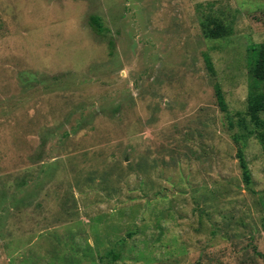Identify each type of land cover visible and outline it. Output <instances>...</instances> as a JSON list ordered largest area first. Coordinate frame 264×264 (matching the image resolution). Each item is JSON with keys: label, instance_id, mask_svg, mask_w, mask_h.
Listing matches in <instances>:
<instances>
[{"label": "rangeland", "instance_id": "obj_1", "mask_svg": "<svg viewBox=\"0 0 264 264\" xmlns=\"http://www.w3.org/2000/svg\"><path fill=\"white\" fill-rule=\"evenodd\" d=\"M263 45L264 0H0V264H264Z\"/></svg>", "mask_w": 264, "mask_h": 264}, {"label": "trees", "instance_id": "obj_2", "mask_svg": "<svg viewBox=\"0 0 264 264\" xmlns=\"http://www.w3.org/2000/svg\"><path fill=\"white\" fill-rule=\"evenodd\" d=\"M90 22L95 32L98 34L103 33L104 27L99 17L93 16ZM209 35L211 37L217 36L212 31L209 32ZM251 53H253V56L249 66L251 87L247 98L248 113L254 126L258 129H264V119L261 118V114L264 113V45L258 49L257 47L251 48ZM206 63L209 71L214 73V66L209 57L206 58ZM216 97L220 109L222 111H227V105L219 86L216 87ZM238 159L243 179L245 183L249 185L251 182V175L242 151H239Z\"/></svg>", "mask_w": 264, "mask_h": 264}]
</instances>
